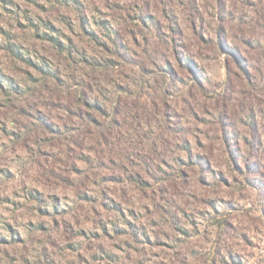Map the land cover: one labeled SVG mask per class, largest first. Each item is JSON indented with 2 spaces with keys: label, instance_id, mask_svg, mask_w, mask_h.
<instances>
[{
  "label": "rangeland",
  "instance_id": "rangeland-1",
  "mask_svg": "<svg viewBox=\"0 0 264 264\" xmlns=\"http://www.w3.org/2000/svg\"><path fill=\"white\" fill-rule=\"evenodd\" d=\"M257 3L0 0V264H264Z\"/></svg>",
  "mask_w": 264,
  "mask_h": 264
},
{
  "label": "trees",
  "instance_id": "trees-1",
  "mask_svg": "<svg viewBox=\"0 0 264 264\" xmlns=\"http://www.w3.org/2000/svg\"><path fill=\"white\" fill-rule=\"evenodd\" d=\"M264 22V0H258V3L256 5V11L253 13L252 17L250 18V24L252 25V27L254 29H257L259 26H261ZM264 25V24H263ZM262 25V26H263ZM261 30H263L264 32V26L261 28ZM263 38H260L261 40H259L258 38H253V40L250 41V43L253 45L251 46V49H260L262 51V56L256 60V59H250L248 56H245L247 58V60H245L244 56H241V54L238 52L237 47H239L237 44H235L234 42L232 43V41L227 40L226 38H221L219 41L220 43H218L217 45L221 48H227L229 49V53L231 52V56L235 57V59H239L243 60L245 63V66L243 67V71L244 73V77L246 80H253L256 79L257 76H260L261 80L264 81V34ZM227 42L231 44V46L233 48H229L227 45ZM241 65V63H240ZM253 69L255 70V78L254 76H252V73H250V70L248 69ZM260 179V178H259ZM259 181L260 184H262V181Z\"/></svg>",
  "mask_w": 264,
  "mask_h": 264
}]
</instances>
